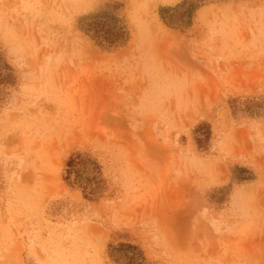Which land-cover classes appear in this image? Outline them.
Instances as JSON below:
<instances>
[{
  "label": "rangeland",
  "instance_id": "obj_1",
  "mask_svg": "<svg viewBox=\"0 0 264 264\" xmlns=\"http://www.w3.org/2000/svg\"><path fill=\"white\" fill-rule=\"evenodd\" d=\"M184 1L0 0V264H115L119 243L264 264V114L244 112L264 99V0ZM108 6L130 32L116 49L80 29ZM76 155L102 168L96 200L64 181Z\"/></svg>",
  "mask_w": 264,
  "mask_h": 264
},
{
  "label": "trees",
  "instance_id": "obj_2",
  "mask_svg": "<svg viewBox=\"0 0 264 264\" xmlns=\"http://www.w3.org/2000/svg\"><path fill=\"white\" fill-rule=\"evenodd\" d=\"M201 1V0H199ZM188 0H185L176 8L186 7ZM199 5L191 4L183 13L182 19L185 24H191L194 13L199 9ZM117 6H108L97 13L83 17L80 21V29L93 41L107 49H116L125 46L130 40V32L125 22L116 13ZM174 8H164L161 10L162 16ZM163 19L166 18L163 16ZM171 24V23H169ZM16 84L14 70L0 55V101L5 90L14 87ZM264 99H253L244 105V112L251 116H262L264 114ZM197 144L202 148L201 140ZM64 181L72 188L78 187L83 191L85 199L96 200L102 193L104 184L102 168L94 159L86 155H76L70 157L65 163ZM251 172L244 168H236L234 180L239 182H250L254 180ZM109 257L115 264H147L144 252L139 246L131 243H119L111 245Z\"/></svg>",
  "mask_w": 264,
  "mask_h": 264
}]
</instances>
